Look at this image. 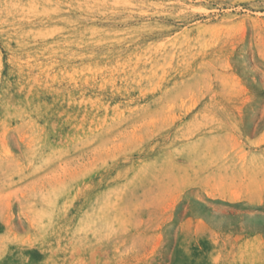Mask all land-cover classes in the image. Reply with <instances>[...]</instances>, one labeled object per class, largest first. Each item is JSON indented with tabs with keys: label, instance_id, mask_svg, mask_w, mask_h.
Returning <instances> with one entry per match:
<instances>
[{
	"label": "rangeland",
	"instance_id": "rangeland-1",
	"mask_svg": "<svg viewBox=\"0 0 264 264\" xmlns=\"http://www.w3.org/2000/svg\"><path fill=\"white\" fill-rule=\"evenodd\" d=\"M0 264H264V0H0Z\"/></svg>",
	"mask_w": 264,
	"mask_h": 264
}]
</instances>
